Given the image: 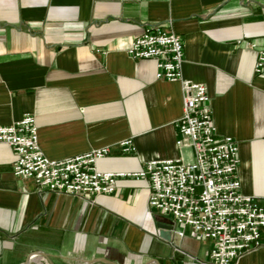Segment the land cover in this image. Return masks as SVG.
I'll return each mask as SVG.
<instances>
[{
  "label": "crops",
  "instance_id": "0c3cea01",
  "mask_svg": "<svg viewBox=\"0 0 264 264\" xmlns=\"http://www.w3.org/2000/svg\"><path fill=\"white\" fill-rule=\"evenodd\" d=\"M148 27L181 37L182 77L206 85L217 137L238 143L241 192L264 199V0H0V126L31 114L50 159L109 147L105 172L188 157L175 144L180 83L127 53ZM15 159L0 142V264H212V241L190 227L159 236L171 219L148 207L145 179L118 177L88 203L14 176ZM236 264H264V237Z\"/></svg>",
  "mask_w": 264,
  "mask_h": 264
},
{
  "label": "built area",
  "instance_id": "2783aa9c",
  "mask_svg": "<svg viewBox=\"0 0 264 264\" xmlns=\"http://www.w3.org/2000/svg\"><path fill=\"white\" fill-rule=\"evenodd\" d=\"M183 47L176 33L148 27L131 41L127 53L133 59H154L156 79L180 83L182 114L175 122V144L180 150L187 149L188 157L150 160L140 171L117 173L96 167V162L108 155L109 147L50 159L39 147L31 114L0 126V142L9 145L16 155L14 176L32 179L40 189L88 203L94 202L93 196L112 193L118 177L145 179L150 209L211 240L212 264H236L241 256L261 245L264 199L241 192L236 176L238 143L231 136L217 137L206 85L182 77ZM253 71L264 76V46L257 52ZM118 145L123 153L134 151L130 139Z\"/></svg>",
  "mask_w": 264,
  "mask_h": 264
},
{
  "label": "water",
  "instance_id": "95a60500",
  "mask_svg": "<svg viewBox=\"0 0 264 264\" xmlns=\"http://www.w3.org/2000/svg\"><path fill=\"white\" fill-rule=\"evenodd\" d=\"M157 227L159 228V236L165 241H170L174 230V222L171 220L168 222H160L157 224ZM81 264H116V263H113L105 258H93L83 261L81 262Z\"/></svg>",
  "mask_w": 264,
  "mask_h": 264
}]
</instances>
